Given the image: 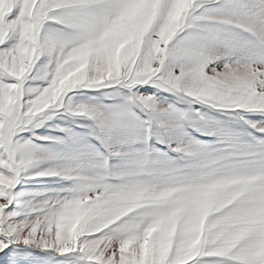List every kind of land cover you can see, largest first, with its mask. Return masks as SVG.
Instances as JSON below:
<instances>
[{
    "label": "snow or ice",
    "instance_id": "obj_1",
    "mask_svg": "<svg viewBox=\"0 0 264 264\" xmlns=\"http://www.w3.org/2000/svg\"><path fill=\"white\" fill-rule=\"evenodd\" d=\"M0 264H264V0H0Z\"/></svg>",
    "mask_w": 264,
    "mask_h": 264
}]
</instances>
